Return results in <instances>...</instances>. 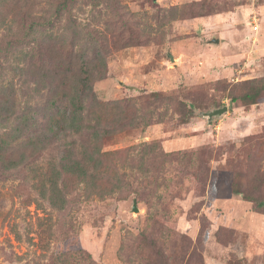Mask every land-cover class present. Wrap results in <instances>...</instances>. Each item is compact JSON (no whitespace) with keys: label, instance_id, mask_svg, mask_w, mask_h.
<instances>
[{"label":"rangeland","instance_id":"374dc122","mask_svg":"<svg viewBox=\"0 0 264 264\" xmlns=\"http://www.w3.org/2000/svg\"><path fill=\"white\" fill-rule=\"evenodd\" d=\"M13 1L0 10V87L25 105L41 99L21 69L36 46L19 42ZM37 1L32 15L51 20L68 1L54 32L86 59L99 37L116 43L93 91L137 121L103 147L127 150L106 161L104 198L85 185L51 194L66 183L52 175L62 145L0 172V264H264V0Z\"/></svg>","mask_w":264,"mask_h":264},{"label":"trees","instance_id":"16d2710c","mask_svg":"<svg viewBox=\"0 0 264 264\" xmlns=\"http://www.w3.org/2000/svg\"><path fill=\"white\" fill-rule=\"evenodd\" d=\"M13 4L18 11L15 18L20 19L26 33L19 42L29 40L36 46L25 53L22 50L28 61L21 69L32 79L41 99L23 105L13 84L0 87V172L28 169L52 148L58 149L59 155L62 145V158L59 162L58 156L53 162L52 175L63 176L66 183L61 190L53 183L51 194L59 195L70 185H85L90 196L104 198L113 192L112 188H103V182L109 181L104 178L110 171L106 161L127 150L106 152L103 147L109 139L126 135L137 121L128 116L124 101L102 103L93 91L94 82L103 77L106 58L118 49L116 43L110 45L99 37L93 57L86 59L85 54L68 46L65 35L54 32L61 12L68 9V1L57 8L55 20L32 15L37 0H14ZM8 5L7 0H0L1 11ZM5 20L0 14V26L6 25ZM75 41L71 40L72 46ZM256 95L246 94L242 101L254 105ZM70 140H74L71 149L66 146ZM262 205L258 203L257 207Z\"/></svg>","mask_w":264,"mask_h":264},{"label":"water","instance_id":"95a60500","mask_svg":"<svg viewBox=\"0 0 264 264\" xmlns=\"http://www.w3.org/2000/svg\"><path fill=\"white\" fill-rule=\"evenodd\" d=\"M214 43H219V40H213ZM171 59H173V57L170 55ZM228 111L227 107H223L221 109H216V110H212L210 112H201L199 113L200 116L207 118L208 122L211 123L213 121L214 118H219L221 116H223L226 112ZM133 211L134 212H138V208H137V204L136 202H134V206H133Z\"/></svg>","mask_w":264,"mask_h":264}]
</instances>
